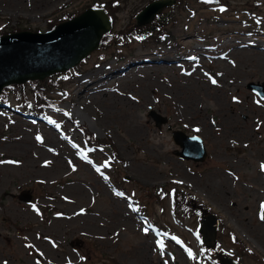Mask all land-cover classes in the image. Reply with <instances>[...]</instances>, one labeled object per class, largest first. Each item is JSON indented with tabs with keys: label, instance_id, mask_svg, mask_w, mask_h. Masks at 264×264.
Listing matches in <instances>:
<instances>
[{
	"label": "rangeland",
	"instance_id": "obj_1",
	"mask_svg": "<svg viewBox=\"0 0 264 264\" xmlns=\"http://www.w3.org/2000/svg\"><path fill=\"white\" fill-rule=\"evenodd\" d=\"M152 1L123 4L108 49L101 45L77 73L61 74L63 95L52 94L58 108L26 111L15 95L0 103V156L11 159L0 160V264H194L204 247L200 219L179 220L170 196L159 202L166 185L190 192L219 218L223 252L240 264H264V100L248 88L264 85V0H228L223 11L221 4L173 0L160 14L176 20L165 42L117 43ZM94 2L0 0V35L45 33ZM145 64L152 66L123 76ZM190 101L205 111L192 112ZM153 110L169 120L161 129ZM224 116L239 125L214 126ZM82 126L110 141L123 162L107 165L114 148H88ZM229 129L232 137L219 136ZM243 130L251 136H238ZM173 131L202 138L207 161L177 156ZM34 159L43 174L24 175ZM23 191L33 194L31 204L19 200ZM228 231L258 260L240 255Z\"/></svg>",
	"mask_w": 264,
	"mask_h": 264
},
{
	"label": "water",
	"instance_id": "obj_2",
	"mask_svg": "<svg viewBox=\"0 0 264 264\" xmlns=\"http://www.w3.org/2000/svg\"><path fill=\"white\" fill-rule=\"evenodd\" d=\"M174 2L157 0L149 4L137 17V25L151 23L162 10ZM93 21L92 29L84 33L82 29ZM112 29L111 20L104 9L89 8L80 16L58 24L53 30L43 32L21 31L5 34L0 37V96L5 88L13 85H24L45 79L77 67L92 52L99 49L103 37ZM84 38L80 45L75 40ZM249 89L264 100V85L251 83ZM157 127L161 129L168 124L167 117L157 111L149 115ZM171 129V126L169 127ZM173 139L181 148L175 154L180 158L204 163L208 159V151L202 138L189 136L182 131H173ZM130 180L129 177H126ZM19 200L31 204L33 195L23 191ZM220 220L213 213L202 216L199 232L207 249L214 250L218 246ZM220 264H239L229 255H221Z\"/></svg>",
	"mask_w": 264,
	"mask_h": 264
},
{
	"label": "trees",
	"instance_id": "obj_3",
	"mask_svg": "<svg viewBox=\"0 0 264 264\" xmlns=\"http://www.w3.org/2000/svg\"><path fill=\"white\" fill-rule=\"evenodd\" d=\"M127 1L129 0H105V1L95 0L94 5H90L88 8L94 7V8L105 9L112 21V24L115 25L117 14L123 10V4H125ZM197 1L207 6H216L218 4H221L222 8H227V5L229 6L228 0H197ZM179 3H181V5L184 6L183 4L184 0H179ZM186 8L188 9L189 6L186 5ZM141 12L142 11L136 14L134 18L135 21H136V17ZM78 15L80 14H65L61 22L71 20ZM175 21L176 20L174 19L173 13L170 14L169 16H163L162 14L156 17L154 23L148 25L145 28L141 29L135 23V26L129 28L128 31H122L120 34H118L115 37L118 41L117 43H120L124 47L128 46L130 42L132 43L135 41H139L142 44H149L151 41L157 44L162 43V41L165 42L168 38V33L166 34V32H169L168 30H166L167 25L169 24L173 25L176 23ZM54 27L55 26L53 24L50 26L49 29L51 30ZM16 31H20V30H16ZM5 33L6 32H3L2 34ZM111 35H113V33H111ZM109 37L110 35H106L103 38L101 43L102 49L105 50L108 49L109 44L107 45V39ZM120 54L116 55V57L123 59L124 57H120L119 56ZM103 56L104 55H102L101 57ZM77 71L78 69H75L71 73H77ZM62 76L63 75H56L55 78L50 77L46 81L29 82L28 87L26 85L10 86L3 91L2 95L0 96V102L7 103L11 95H15L16 104L19 107H22L24 110L33 111L38 114H47L48 110L58 108L56 97L52 96V94H58L59 96L63 95L64 88L60 82V80H62ZM80 128L84 134L86 145L88 147L90 148L111 147L112 149L114 148V146L111 145L110 141L98 139L95 134L90 132L84 126ZM113 152L114 153L110 156V161L107 163V165L109 166H113L114 164L123 162V160L119 159L118 153L115 151V148L113 149ZM0 160L2 161V160H11V159L5 156H0ZM156 195L158 196L159 202H163L164 200H166V197L169 196L172 198L175 215L182 222H184L185 219L190 215L197 216L198 219H201V216L204 213L211 212V210L208 209L206 205L202 203L198 198H196L193 194L180 187H172L171 185H166V187L161 188V191ZM140 207L142 208L141 210H143L146 214L148 213L149 210L148 204L141 203ZM224 230L225 227L223 226V224H221L220 233ZM165 231L167 232L168 230ZM226 238L228 243L231 246L235 247L240 255L258 260L257 256L254 255V253L250 251L242 241L237 239V237L234 236L231 231H228L226 233ZM179 242H181V244L186 246L189 245L187 242L181 240ZM222 252L223 251L220 245L215 253H212L211 251L203 248L202 255L200 257L193 255L194 264H219V257ZM262 262L264 263V261ZM112 264H117V262L113 261Z\"/></svg>",
	"mask_w": 264,
	"mask_h": 264
},
{
	"label": "bare ground",
	"instance_id": "obj_4",
	"mask_svg": "<svg viewBox=\"0 0 264 264\" xmlns=\"http://www.w3.org/2000/svg\"><path fill=\"white\" fill-rule=\"evenodd\" d=\"M45 0H39V2L40 3H42V2H44ZM92 24H94V22L93 21H90L89 22V24H88V26H85L83 29H82V31L84 32V33H87L88 32V30H90V29H92L94 26H92ZM226 35V34H225ZM229 37H234V36H226V38H229ZM84 38H79V39H77V40H75L76 42H74V44H76L77 46L78 45H80V44H82L83 42H84ZM262 42H264V40H262ZM262 42H260V43H262ZM260 43H258L259 45H261V48H259V49H262V50H264V48H263V44H260ZM253 49H255V48H253ZM248 50H251L250 48L248 49ZM180 65L182 64V62L180 61V60H178L177 61ZM175 64H177V63H175ZM152 65H148V64H145V65H139V66H137L136 68H128L127 69V72H125L124 73V75L123 76H126V75H129V74H132V73H134V72H139V71H142V70H145V69H147V68H150ZM166 67H168V66H166ZM134 69H137L136 71H134ZM110 79V76H106L105 77V80H109ZM95 87H97L96 86V83H93V84H90L89 86H87L86 88H85V90L82 92V95H83V97H84V95L88 92V91H94V89H95ZM192 101H190L189 102V104L186 106L189 110H191L192 112H194V113H197V115H201L204 111H205V109H203L202 110V108H200L201 107V105H195V104H193V103H191ZM191 103V104H190ZM221 112H224V111H221ZM76 114V113H75ZM74 114V115H75ZM77 115V114H76ZM79 118V117H78ZM81 123L82 124H85V122L84 121H82L81 120ZM213 124H214V126H224V125H226L228 128L229 127H233L234 125H239V122L238 121H236V120H231L230 119V117H228V116H224L223 118H222V120H214L213 121ZM89 127H90V129L93 131V132H95L96 133V131L94 130V128L92 127V126H90L89 125ZM231 131H233V130H225V131H223L222 133H219V136L220 137H227V138H230V137H232L233 136V132H231ZM238 136H241V137H250L251 136V134L250 133H248L246 130H243V131H239L238 133ZM37 157H42V155H39V156H37ZM42 164H41V162L40 161H37L36 159H34V160H32V161H29V162H27L26 164H24V166L22 167V172H23V174L24 175H35V174H43V172L44 171H41V169L39 168L40 166H41ZM45 165V164H44ZM63 167V163L62 162H58L57 163V167H56V169H61ZM84 194H85V192H84Z\"/></svg>",
	"mask_w": 264,
	"mask_h": 264
},
{
	"label": "snow or ice",
	"instance_id": "obj_5",
	"mask_svg": "<svg viewBox=\"0 0 264 264\" xmlns=\"http://www.w3.org/2000/svg\"><path fill=\"white\" fill-rule=\"evenodd\" d=\"M212 82H213V83H216L215 80H213ZM262 208H264V205H262ZM261 219H264V213H262V215H261ZM145 231H147V230H145Z\"/></svg>",
	"mask_w": 264,
	"mask_h": 264
}]
</instances>
